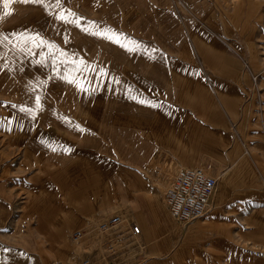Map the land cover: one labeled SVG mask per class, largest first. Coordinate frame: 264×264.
Returning <instances> with one entry per match:
<instances>
[{
    "label": "crops",
    "instance_id": "1",
    "mask_svg": "<svg viewBox=\"0 0 264 264\" xmlns=\"http://www.w3.org/2000/svg\"><path fill=\"white\" fill-rule=\"evenodd\" d=\"M248 4L242 57L207 30L168 50L125 40L77 74L84 90L61 89L60 110L0 109V264H37L41 244L44 264H65L113 216L141 227L142 264H264V98L244 64L248 41L257 64L260 1ZM185 168L219 174L206 215L182 226L160 189Z\"/></svg>",
    "mask_w": 264,
    "mask_h": 264
},
{
    "label": "rangeland",
    "instance_id": "2",
    "mask_svg": "<svg viewBox=\"0 0 264 264\" xmlns=\"http://www.w3.org/2000/svg\"><path fill=\"white\" fill-rule=\"evenodd\" d=\"M252 1H260L258 20L260 35L254 39L255 45L257 41L259 43V52L255 64L256 54L252 43L248 41L246 47L250 61L247 60L244 64L246 69L252 72L251 79L252 76L256 79L255 83L251 81L252 84L249 80V88L253 87L264 98V85L260 82L264 76V0H59L58 5L56 0H44L43 5L26 3L24 0H0V31L5 32L0 33V109L28 108L29 105L35 104L37 106L35 97L39 96L37 107L39 111L44 113L48 106L50 109L57 107L60 110L61 89L68 92L70 97L76 94L78 89L75 87L77 82L68 83L64 79L66 74H71L75 78L79 76L70 62L74 59L82 62L77 64L79 72L85 71V77L92 78L93 63L108 62L110 47H113L114 52V47L120 46L106 38L90 34L105 28L119 33L121 43L132 40L137 45L144 41L152 46H164L166 50L168 45L171 42L174 45L179 37L188 43L189 36L193 35L192 31L207 30L221 44L232 47L242 57L243 54L235 45L236 42L242 43L246 38L237 37L236 34L244 23L245 29L248 28L247 25L250 30L252 29V5L248 4ZM61 9L73 13L74 17L82 18L79 23L87 31L81 30L74 23L56 20V14ZM74 17L69 16V20H73ZM138 31H142L143 37L125 38L128 35L139 34ZM32 33H38L45 41L55 44L61 53H66L68 63L64 62L63 55L57 54V71H53L50 50L32 47L29 52L22 49L17 34ZM249 37L252 41L253 37ZM46 51L49 52V56L45 63H32L33 60L45 61V57L40 54ZM259 82L262 90H259ZM30 90L32 95H29ZM205 172L213 177L219 174L216 168ZM172 178L173 176H166L164 186L160 189L161 200ZM96 232L87 238L85 246L75 251L72 249L70 261L65 264H81L83 258L91 259L92 264H142L143 258L137 255L138 238L127 241L115 238L113 243L117 251L114 256H108L105 253L101 254L96 247ZM125 247H128L129 256H126L129 257L128 262L120 261L124 258L123 252L120 251ZM48 249L49 247L43 244L37 246V264H44L40 252ZM81 251L83 256L80 254L82 257L76 258L77 253ZM45 263L58 264L55 260H48Z\"/></svg>",
    "mask_w": 264,
    "mask_h": 264
},
{
    "label": "built area",
    "instance_id": "3",
    "mask_svg": "<svg viewBox=\"0 0 264 264\" xmlns=\"http://www.w3.org/2000/svg\"><path fill=\"white\" fill-rule=\"evenodd\" d=\"M255 81V77L252 76V82ZM216 185L217 179L200 168H185L177 171L162 195V203L168 216L182 226L203 218L208 212ZM97 227L95 245L108 256H114L117 251L113 243L115 238L126 241L139 237L141 233L138 225L124 221L119 216L107 218ZM85 232V227L74 231L72 239H80ZM97 243H100V246ZM81 264H92L91 259H83Z\"/></svg>",
    "mask_w": 264,
    "mask_h": 264
},
{
    "label": "snow or ice",
    "instance_id": "4",
    "mask_svg": "<svg viewBox=\"0 0 264 264\" xmlns=\"http://www.w3.org/2000/svg\"><path fill=\"white\" fill-rule=\"evenodd\" d=\"M24 2L26 3H34V4H41L43 5L44 0H24ZM57 5L59 4V0H56ZM46 10H47V6H46ZM69 16H73L74 14L71 12H64L63 9H61V11L56 14V20L58 21H62L64 23H74L76 24L77 27H80L81 30L87 31V29H84L83 26L79 23V21L82 19L80 17H74L73 20H69ZM94 23V22H93ZM90 34L95 35V36H100L103 38H106L114 43L120 44L121 47H124L127 49L128 45L121 43L120 40V34L113 32L111 29H103V30H97V31H93ZM19 39H18V43L21 45L22 49H25L27 51H31L32 47H41V48H46L48 50H50L51 53V57H52V61H53V71H57V59L56 56L57 54L63 55L64 56V62L68 63L67 61V54L66 53H61L60 49L57 48V46L55 44H53L50 41H45L42 37L39 36L38 33H32V34H28V35H21V34H17ZM15 47V45H13ZM40 55L45 57V61H40V60H33L32 63L33 64H43L46 62V59L49 56V52H43ZM73 65L74 71L76 73H79L80 68L77 66L78 63H82V62H78L77 60H73L70 62ZM64 79L67 80L68 83H76L75 77L72 76L71 74H66ZM77 87L80 90H84L82 87V84L77 83ZM36 101H37V107H39V101H40V97L36 96L35 97ZM135 99V97H134ZM139 103L141 104H145L148 106H152V101L149 100H138ZM23 111V109H21Z\"/></svg>",
    "mask_w": 264,
    "mask_h": 264
},
{
    "label": "bare ground",
    "instance_id": "5",
    "mask_svg": "<svg viewBox=\"0 0 264 264\" xmlns=\"http://www.w3.org/2000/svg\"><path fill=\"white\" fill-rule=\"evenodd\" d=\"M98 228V227H97Z\"/></svg>",
    "mask_w": 264,
    "mask_h": 264
}]
</instances>
